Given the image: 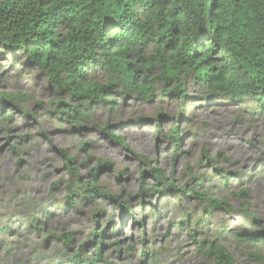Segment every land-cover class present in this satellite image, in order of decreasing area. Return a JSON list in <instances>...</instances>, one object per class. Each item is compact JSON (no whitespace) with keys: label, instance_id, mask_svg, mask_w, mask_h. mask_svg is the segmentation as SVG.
<instances>
[{"label":"rangeland","instance_id":"obj_1","mask_svg":"<svg viewBox=\"0 0 264 264\" xmlns=\"http://www.w3.org/2000/svg\"><path fill=\"white\" fill-rule=\"evenodd\" d=\"M148 55L135 58L144 68L138 83L141 76L152 82L151 89L142 84L149 96L126 94L114 82L106 97L112 104L84 111L78 129L76 113L57 114L78 103L27 65L24 54L0 46V95L9 102L0 109V264H71L79 247L85 264H94L99 245L90 243L93 231L96 244L102 242L97 264H214L205 252L210 244L226 249L233 264H264V108L213 96L191 76L186 101L168 97L172 83L164 85L158 69L144 64L141 57ZM88 76L98 84L110 80L97 68ZM173 130L177 150L169 141ZM105 162L108 168L100 166ZM151 169L177 191L154 192ZM91 170H99L95 180ZM216 170L232 181L223 186ZM86 182L118 203L100 195L81 202L75 186ZM141 185L148 191L140 193ZM192 192L223 200L230 210L207 218ZM67 196L74 207L66 205ZM249 235L259 242L239 241Z\"/></svg>","mask_w":264,"mask_h":264},{"label":"trees","instance_id":"obj_2","mask_svg":"<svg viewBox=\"0 0 264 264\" xmlns=\"http://www.w3.org/2000/svg\"><path fill=\"white\" fill-rule=\"evenodd\" d=\"M0 46L5 51L24 54L27 65L45 72L58 91H66L71 101L78 103L57 113H76L73 120L78 129L84 111L112 104L106 97L116 87L114 82L122 84L126 94L149 96L142 84L151 89L152 82L141 76V84L138 83L137 74L144 68L136 64L135 58L147 50L150 55L141 57L144 64L158 69V79L164 85L172 83L165 91L168 97L186 101L185 81L191 76L213 96L231 102L249 99L259 109L264 108V0H4L0 2ZM96 68L107 72L110 80L98 84L89 78L88 72ZM7 103L6 95H0L1 110ZM107 137L128 149L121 138L111 134ZM169 141L175 150L179 148L176 130ZM207 161L215 170L214 160ZM109 165L100 164L102 168ZM93 171L91 177L95 180L99 170ZM69 172L72 174L74 167H69ZM215 172L223 186L232 181L231 177L222 176L221 170ZM149 175L155 183L154 192L177 191L159 169H151ZM75 190L81 191V202L100 195L118 203L117 196L87 182L75 186ZM146 191L141 185L140 193ZM192 194L202 203L207 218L217 210H230L223 200ZM66 203L74 207L69 196ZM127 207V202L121 203L123 211ZM183 218L188 220L187 216ZM202 221L198 219L195 226ZM32 224L36 225V221ZM229 233L227 230L219 237ZM103 234L101 229L100 238ZM94 237L93 231L90 243L99 247L91 262L97 264L102 242L96 244ZM254 237L242 236L239 241L259 242ZM63 239L66 246L72 245L69 234ZM79 249L70 257L71 264L86 263ZM205 252L214 264H233L232 256L223 247L210 244Z\"/></svg>","mask_w":264,"mask_h":264}]
</instances>
